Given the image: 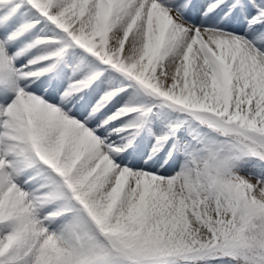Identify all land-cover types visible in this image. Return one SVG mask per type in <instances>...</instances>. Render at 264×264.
<instances>
[{
    "label": "snow or ice",
    "instance_id": "snow-or-ice-1",
    "mask_svg": "<svg viewBox=\"0 0 264 264\" xmlns=\"http://www.w3.org/2000/svg\"><path fill=\"white\" fill-rule=\"evenodd\" d=\"M0 264H264V0H0Z\"/></svg>",
    "mask_w": 264,
    "mask_h": 264
}]
</instances>
